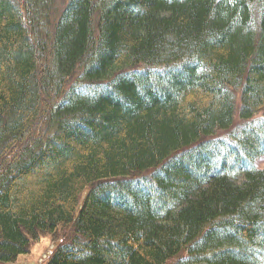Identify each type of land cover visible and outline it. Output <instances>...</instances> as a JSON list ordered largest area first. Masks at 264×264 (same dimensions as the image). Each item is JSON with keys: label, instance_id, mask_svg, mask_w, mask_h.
I'll use <instances>...</instances> for the list:
<instances>
[{"label": "trees", "instance_id": "obj_1", "mask_svg": "<svg viewBox=\"0 0 264 264\" xmlns=\"http://www.w3.org/2000/svg\"><path fill=\"white\" fill-rule=\"evenodd\" d=\"M261 155L264 0H0V264H264Z\"/></svg>", "mask_w": 264, "mask_h": 264}, {"label": "rangeland", "instance_id": "obj_2", "mask_svg": "<svg viewBox=\"0 0 264 264\" xmlns=\"http://www.w3.org/2000/svg\"><path fill=\"white\" fill-rule=\"evenodd\" d=\"M243 124L240 121L238 124L234 125L229 130H219L215 134L211 135L210 137L206 138V140H210L213 142L214 148H224V145H229L231 147L235 146V142L237 141V137L232 135L233 133L237 132V127ZM236 130V131H235ZM231 135L233 137H231ZM221 150V149H220ZM254 165L259 168L264 169V155L257 157L254 160ZM67 233H70L69 228H61L56 233H43L41 234L40 238L37 241L32 242L30 246L29 253L18 257L14 262L9 264H46L49 257L53 253L54 248L56 245L66 238ZM178 259L173 258L169 260L165 264H176Z\"/></svg>", "mask_w": 264, "mask_h": 264}]
</instances>
